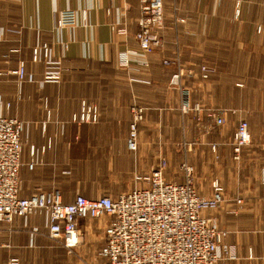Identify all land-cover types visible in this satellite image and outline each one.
I'll return each mask as SVG.
<instances>
[{
    "label": "crops",
    "instance_id": "1",
    "mask_svg": "<svg viewBox=\"0 0 264 264\" xmlns=\"http://www.w3.org/2000/svg\"><path fill=\"white\" fill-rule=\"evenodd\" d=\"M235 1L164 0V48L148 55L138 52L131 56L130 65L123 67L119 63L122 53L139 50L135 37L141 15L138 0H0V27L6 30L5 39L0 43V113L26 124L21 170L26 187L21 194L30 196L38 190L51 189L61 191V173L67 175L68 169H84V164L93 156L106 161V166H100L102 168H109L112 163V168L126 170L123 179L117 182L127 189L117 190L119 193L141 185L136 176L150 173L162 159L168 162L166 178L183 182L184 177L175 175V169L176 165L180 168L181 163L187 162L196 170L200 194L208 195L211 181L216 178L223 184L225 203L217 209L205 210L204 214L218 219L219 226L228 231L225 243L237 248L238 258L228 264H264V96L257 103L261 109L256 110L253 101L252 106L249 105L251 119L257 111L261 113L259 133L252 127L254 136L260 135L262 139L260 144L249 146L241 160L235 161L227 143L232 137L227 140L222 136L225 129L233 125V118L238 120L241 113L233 115L231 112L233 98L223 92L219 75L233 73L232 43L230 52H223L221 45L226 39L232 42L233 35H222L228 20L214 14L225 7L232 11ZM258 1L259 8L264 10V0ZM182 6L196 15L192 11L184 16L175 15L173 8L182 10ZM242 6L243 9L251 7L252 0H242ZM68 9H86V24L57 29V11ZM208 9L213 11L205 12ZM179 18L185 21L180 22ZM116 22H123L126 36L113 32L111 25ZM229 25H233V16L229 18ZM216 30L221 31L218 34ZM42 43H48L53 57L62 60L64 72L87 71L84 100L98 107L97 122L77 124L72 120L83 100L74 103L75 99L69 96L71 93L66 95V85L70 81L42 82L44 59L33 61V48ZM177 55L184 68L193 69L197 74L202 64L215 69L208 80L192 79L187 85L194 101L208 109L215 107L230 112L227 113V126L210 128L207 119L201 125L195 123L192 116L182 114V89L177 90L169 81L177 67L163 63L164 59L172 60ZM141 60L147 61V65H141ZM21 61L25 62L31 76V80L22 83L14 73ZM232 88L230 85L229 89ZM173 90H177L176 94ZM139 106L145 109V120L138 127V149L132 151L127 141L132 111ZM175 119L179 122L177 133L171 131L176 126ZM177 140H187V143L179 149L174 142ZM212 143L218 144V160L212 152ZM31 146H34V156ZM110 153L115 155V164L110 162ZM32 158L36 160L33 167L29 165ZM84 180L81 176L78 184L86 185L88 181ZM77 188L74 196H66L69 201L78 194L87 193L84 187ZM237 198L243 199V208L233 212ZM45 223L43 214L0 221V261L3 262L4 257L17 256L21 264H108L104 258L98 263L93 259L106 244L102 220L87 218L80 224L82 240L84 237L80 252L88 257L66 254L54 257L56 251L63 252L66 248L55 245L49 238ZM34 227L39 229L35 234L31 231ZM46 250L54 251L53 255H43L47 254Z\"/></svg>",
    "mask_w": 264,
    "mask_h": 264
},
{
    "label": "built area",
    "instance_id": "2",
    "mask_svg": "<svg viewBox=\"0 0 264 264\" xmlns=\"http://www.w3.org/2000/svg\"><path fill=\"white\" fill-rule=\"evenodd\" d=\"M141 15L139 29L135 35L140 51L152 54L164 48L162 30L165 25L164 0H138ZM88 20L86 9L57 11V24L63 28ZM185 20H180L184 22ZM114 24L118 34L126 27ZM6 30L0 27V41L5 39ZM13 51H16L14 49ZM120 56V65L127 57L137 54L130 49ZM44 59L43 83L62 79L61 62L53 57L51 46L42 43L33 48V61ZM123 60V61H122ZM169 61V60H168ZM165 60L167 65L179 60ZM144 64H147L145 62ZM210 69L202 67V71ZM20 83L31 80L24 61L14 71ZM179 74L171 78L170 85L179 83ZM9 106V104H7ZM190 109L188 93L183 91L182 112ZM128 147L138 149V127L144 120V109L135 107L132 111ZM99 110L85 100L72 120L77 124L95 123ZM26 124L16 117L0 113V221H12L15 216L27 218L31 215L45 216L50 239L72 251L82 244L80 224L87 218L102 220L105 225L106 244L100 254L108 264H228L236 259V248L227 245L228 231L221 228L216 217L204 214L207 209H217L225 203L224 187L216 178L211 183V193L202 195L197 188V178L189 163L180 165L183 182L169 181L165 176L168 163L160 161L157 168L145 175H137L142 184L113 196L88 198L78 194L72 201H65L59 189L38 190L30 196H23L21 170L24 165L23 134ZM252 136L248 121H240L235 132L234 154L240 159L242 148L250 144ZM34 156V146H31ZM36 160L29 162L31 167ZM243 208L242 200H237ZM32 233L39 231L34 227ZM8 264H21L11 257Z\"/></svg>",
    "mask_w": 264,
    "mask_h": 264
},
{
    "label": "rangeland",
    "instance_id": "3",
    "mask_svg": "<svg viewBox=\"0 0 264 264\" xmlns=\"http://www.w3.org/2000/svg\"><path fill=\"white\" fill-rule=\"evenodd\" d=\"M259 1L258 0H252V6L246 9H243L242 6V0H237L235 1V5L233 7V10L230 11V9L228 7L225 8H221L219 9V13L214 14L215 16H220V18L228 20V24H226L225 27V32L222 33V35L225 36H229V34L231 33V35H233V41L231 42V39H226L227 42H221V45L223 46L224 51L223 52H230V45L232 43V51H233V73H221L219 74L221 79V85L223 84V88H224V93L227 96H230L233 98V110L231 112H233V115L239 114L241 113V115L239 114L238 116V120H236L235 118H233V125H231L229 128L225 129V131L223 132L222 136L224 137V139H229L230 137H232L231 140H228V145H230L231 149H232V157L235 161H240V159H236L235 158V154H234V146H235V132L236 129L240 123V121L242 120H246L248 121L249 124V131L250 134L252 136L251 142L250 144L244 146L242 148V153L241 156L243 154V152L249 148V146L254 145L256 146V144H260L262 139L259 136H254L253 132H252V127L255 129L256 133H259V131L257 129L261 128V113L259 111H257V113H255L253 115V119H251V106H255L257 109L259 110L261 109L262 106L257 105V103L260 102L261 97L264 96L262 95V92H264V87L262 86V84H264V10L259 8ZM183 8V6H182ZM84 10V9H83ZM71 11H75V10H71ZM79 12H81V10H78ZM174 14L175 15H179L178 13H181L184 15L188 14V12L190 13L192 10H188L185 8H183L182 10H180L179 8H173ZM213 11V10H211ZM211 11L205 10V12L211 13ZM108 12H110V10H108ZM166 13V11H165ZM193 13V11H192ZM191 14V13H190ZM194 15H196V13H193ZM233 16V25H229V18H231ZM179 20H185V18H179ZM123 23V22H121ZM114 24H117L114 23ZM114 24L111 25V28L113 30L114 33H116L117 35L120 36H126L127 30L126 32L122 33V34H118L116 32L117 29L114 28ZM80 25H85V23L83 21L78 22V24H68L66 26H64L63 28L67 27V26H80ZM165 25V23H164ZM55 26L57 29H62L58 24L57 21L55 23ZM119 26L121 27H125L122 24H120ZM217 27H219L218 25H216ZM222 27V25L220 26ZM219 31L221 30H216L215 33H220ZM164 40V38H162ZM230 40V41H229ZM4 39L1 42H3ZM218 43V42H217ZM166 42L164 40V46H165ZM220 44V43H219ZM67 46V45H65ZM160 51V50H158ZM127 51L123 52L124 54ZM137 52H141L142 51L137 50ZM157 52V51H155ZM154 52V53H155ZM136 55V54H135ZM148 55V54H147ZM132 57H127L126 61H123L124 65H122L123 67L129 66ZM122 59V58H121ZM225 60L227 58H224ZM165 60L168 61V59H164L163 63H165ZM176 61L179 60L178 65H176L177 70L173 73H171L170 79L169 81H171V78L176 75L177 73L179 74V83L174 85V88L178 89H185V91L188 93V101H189V107L190 109L188 110V112H182V114L187 117V116H192L191 118L194 120L195 119V123H199V124H203L206 122V119L210 122V128H215L216 126H221V127H225L227 126V123L229 122L228 120V115L227 113L229 112L226 109H217L215 107H211V108H207L204 107L202 104H200L198 101H194L193 97H192V93L191 90L189 88V85H187V82L190 83L192 81V79H199V81H206L210 78L211 74H213V72H215V69H213V67L207 65V64H202L199 67V73L197 74L195 72V70L193 69H189L187 70V68H184L181 65V59L180 57L177 55L175 56L174 59L169 60V61ZM58 61L61 62V65L63 68H65V66L63 65V62L61 59L58 58ZM168 61V62H169ZM121 61H119L120 63ZM145 62L144 60H141L139 63L141 65H143ZM97 65V64H96ZM147 64H144V66H146ZM206 66L210 69H207L206 71H202V67ZM65 70V69H63ZM29 75V74H28ZM17 76V75H16ZM88 73L86 70H82L79 72H69L63 71V76L62 79L58 82H47V83H54V84H58V83H63L66 81H70V84L66 85V95H69V93H71L69 96H72L75 100L73 101L74 103L77 101H81L85 99V92H86V88H85V81L87 80L88 77ZM91 76V75H90ZM18 80V77H17ZM108 80V78H107ZM27 81V80H26ZM25 82V81H24ZM233 86L232 89H229V87ZM65 86V85H62ZM192 86V85H191ZM177 90H173V94H176ZM231 91V92H230ZM164 95H167V93H164ZM254 102V104L251 105V102ZM82 103V101H81ZM251 105V106H249ZM141 107V106H139ZM183 107V102L181 103V110ZM248 107V111L247 110ZM144 109V107H142ZM250 110V111H249ZM230 113V112H229ZM192 114V115H191ZM144 115H145V109H144ZM145 120V117H144ZM141 121V122H144ZM176 120V126L174 128L171 129V131L173 133H177V129H178V124L179 122ZM212 121L214 122V125L212 123ZM252 122V123H251ZM76 123V122H75ZM232 128V130H231ZM130 130V129H129ZM231 130V132H230ZM230 133V134H229ZM227 134H229V137ZM179 141V142H178ZM175 143H177L175 146L177 148H182L185 146V143H187V140H177L174 141ZM211 148H212V152L215 154V158L216 160H218V153H217V148H218V144L216 143H212L211 144ZM175 157V156H173ZM115 158V155L113 153L109 154V159L111 160L110 162H113L115 164V160H113ZM93 159V161L91 160ZM96 157H92L90 158V161H87L84 166L85 168H77L75 170H70L68 169L66 172L69 171V174L67 175H63L61 173L60 176V181L61 183V191L63 193V195L65 196V201H69L67 197H72L75 195V190H77V187H84L83 189L87 190V193H84V196L88 197V198H95L98 196H104V195H110V196H116L118 194H120L119 192H117V190H123V189H127L126 186L124 185H120L117 180H122L123 179V175L126 170H121V169H117L116 167L112 168V163L109 164V168L107 167H100L101 165H105L106 166V161L102 162L99 159H96ZM98 160V161H97ZM166 160V159H165ZM173 160H175V158H173ZM167 161V160H166ZM168 163V162H167ZM99 166V167H93V166ZM90 166V167H88ZM190 166L192 167V172L194 173V175L197 178V174H196V170L195 168L190 164ZM175 175H180L183 176L181 169L176 165V169H175ZM83 176L84 181H88V183L85 184H78V181L80 180V177ZM203 177H206L205 175ZM22 178V175H21ZM122 178V179H121ZM218 179V178H217ZM64 180H68L67 182L63 183ZM206 180V178H205ZM215 180V179H214ZM220 181V183L222 184L221 180L218 179ZM23 181V189L24 187H26V184L24 183V179L22 178ZM58 181V180H57ZM59 181V182H60ZM213 182V180L211 181ZM223 185V184H222ZM132 187V186H131ZM64 191V192H63ZM211 193V192H210ZM209 193V194H210ZM224 193H225V189H224ZM83 194V193H82ZM208 194V195H209ZM67 196V197H66ZM70 199V198H69ZM240 199L243 202L242 198H237L235 200V207H233V212H238L242 209V207H239V205H241L237 200ZM226 200V199H225ZM52 240V239H51ZM84 240V237H83ZM55 245L57 244V246H62L59 243L55 242L54 240H52ZM82 244H84V241L82 242ZM82 244H80L78 247L74 248L72 251L65 249V251L63 252H58L56 251V253L54 254V257L57 256H62L64 257V254H66V256H79V257H88V254H82L81 248H82ZM82 245V246H81ZM81 246V247H80ZM236 248V246H234ZM65 248V247H64ZM47 254H43V255H53L54 251L51 252V250H46ZM250 255V254H249ZM4 256V255H3ZM12 257H16L20 260L19 257L17 256H12ZM251 257V255H250ZM11 258V257H10ZM10 258H6L4 257V261L1 262L0 264H8V260ZM101 258H103L101 256L100 253H96V255L93 256L94 262H100ZM238 258V253H237V248H236V259ZM1 259V258H0ZM7 259V260H6ZM21 263V260H20Z\"/></svg>",
    "mask_w": 264,
    "mask_h": 264
}]
</instances>
